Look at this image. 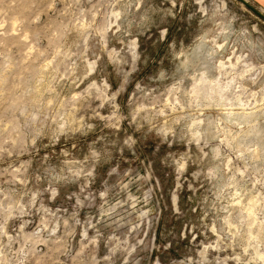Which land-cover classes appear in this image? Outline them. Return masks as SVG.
Returning a JSON list of instances; mask_svg holds the SVG:
<instances>
[{"label":"clouds","instance_id":"9594fccd","mask_svg":"<svg viewBox=\"0 0 264 264\" xmlns=\"http://www.w3.org/2000/svg\"><path fill=\"white\" fill-rule=\"evenodd\" d=\"M244 11L0 0V264H264V26Z\"/></svg>","mask_w":264,"mask_h":264},{"label":"rangeland","instance_id":"374dc122","mask_svg":"<svg viewBox=\"0 0 264 264\" xmlns=\"http://www.w3.org/2000/svg\"><path fill=\"white\" fill-rule=\"evenodd\" d=\"M252 6H254L256 9L260 10L264 9V0H247ZM240 3V2H239ZM241 4V3H240ZM243 5V4H241ZM243 8L246 10L244 11V15L247 16L249 19L252 20L253 23L256 22H261L262 26H264V21L262 19H260L259 17H257L253 12H251L249 9H247L244 5ZM264 14V11H261ZM163 223L161 224V229L158 230V236H159V231L163 230Z\"/></svg>","mask_w":264,"mask_h":264},{"label":"water","instance_id":"95a60500","mask_svg":"<svg viewBox=\"0 0 264 264\" xmlns=\"http://www.w3.org/2000/svg\"><path fill=\"white\" fill-rule=\"evenodd\" d=\"M239 2L243 4L247 9H249L251 12H253L257 17H259L264 21V14L260 10L252 6L247 0H239Z\"/></svg>","mask_w":264,"mask_h":264},{"label":"bare ground","instance_id":"6f19581e","mask_svg":"<svg viewBox=\"0 0 264 264\" xmlns=\"http://www.w3.org/2000/svg\"><path fill=\"white\" fill-rule=\"evenodd\" d=\"M263 13V12H262Z\"/></svg>","mask_w":264,"mask_h":264}]
</instances>
